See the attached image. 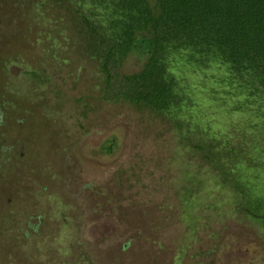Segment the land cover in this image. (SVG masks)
Masks as SVG:
<instances>
[{"label":"rangeland","instance_id":"obj_1","mask_svg":"<svg viewBox=\"0 0 264 264\" xmlns=\"http://www.w3.org/2000/svg\"><path fill=\"white\" fill-rule=\"evenodd\" d=\"M181 65L173 69L189 82L195 114L208 135L218 138L233 125L263 123L259 105L229 94L222 73L184 71ZM12 67L18 72L11 73ZM137 67L136 59L128 62L129 70ZM22 72L19 64H9L7 81L32 100ZM89 87L75 84L73 76L41 86L37 92L46 97L41 101H47L48 120L40 114L27 125L10 120L2 125L8 104L1 105L0 165L19 172L14 175L22 196L15 195L14 180L0 190V264H174L183 257L182 264H264L261 223L234 211L231 194L216 184V174L178 147L163 125L123 105L92 101L93 111L82 116L84 102L73 100ZM20 109L32 113L29 102ZM58 116L63 120L52 122ZM111 141L112 151L98 155ZM184 175L203 182L191 207L197 204L199 219L184 216L175 195ZM63 217L75 219L64 227ZM69 234L78 238L75 252L68 248ZM211 248L217 255H210ZM196 251L200 255L192 256Z\"/></svg>","mask_w":264,"mask_h":264},{"label":"trees","instance_id":"obj_2","mask_svg":"<svg viewBox=\"0 0 264 264\" xmlns=\"http://www.w3.org/2000/svg\"><path fill=\"white\" fill-rule=\"evenodd\" d=\"M133 59L135 71L128 69ZM175 63L184 71L222 73L229 94L259 105L264 117V0H0V112L8 104L2 125L7 120L27 125L41 116L48 120L47 101H41L46 97L40 99L38 89L73 76L75 84L90 86L73 100L75 105L84 102L82 116L97 102L123 105L160 123L178 147L216 174V184L231 194L234 211L261 223L264 231V121L247 128L233 125L223 136L211 137L195 114L198 105L189 82L173 69ZM9 64L22 66L32 100L7 81ZM24 102L32 113L16 110ZM58 117L49 120H63ZM112 146L113 141L100 147L98 155L110 153ZM0 167V175L8 179L0 182V190L14 180L18 198L19 172ZM182 179L175 195L184 216L190 213V220L196 219L197 204L191 207L203 182L185 175ZM184 192L187 198L181 196ZM68 219L63 217L64 227L75 218ZM69 236L68 248L75 252L78 238ZM217 253L211 248L210 255Z\"/></svg>","mask_w":264,"mask_h":264},{"label":"water","instance_id":"obj_3","mask_svg":"<svg viewBox=\"0 0 264 264\" xmlns=\"http://www.w3.org/2000/svg\"><path fill=\"white\" fill-rule=\"evenodd\" d=\"M13 72H18V69H16L15 67H12L11 68V73H13Z\"/></svg>","mask_w":264,"mask_h":264}]
</instances>
